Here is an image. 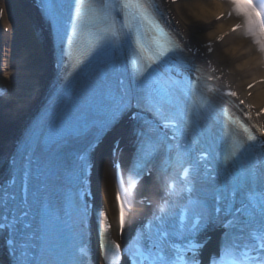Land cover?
<instances>
[{
    "label": "bare ground",
    "instance_id": "1",
    "mask_svg": "<svg viewBox=\"0 0 264 264\" xmlns=\"http://www.w3.org/2000/svg\"><path fill=\"white\" fill-rule=\"evenodd\" d=\"M238 1L239 0H185L176 2L173 6L175 14L181 21L182 27L185 28L182 35L192 37L195 40L205 41L217 32L231 26L237 19H247L251 17L249 8ZM230 2H238L231 16L228 18L221 17L215 19L214 17L223 9H226ZM16 3H22V1L0 0V5L4 6V14L1 23L3 25H9L10 28L14 29V33L13 30L8 33L4 31L1 33L0 75L3 81L11 84L9 91H17L14 86L16 83L20 84L21 82L11 76L12 63L9 51L12 48L9 49V46L14 44L15 47L17 46L18 52L16 51L13 53L23 55L21 46L18 44L21 41L26 49L32 50L29 56H35L34 60L40 64V70L38 71L36 81L32 85L33 87L30 89V97L26 98L25 101L15 100L13 103L15 98L8 96L3 103L4 105L0 107V112L5 113V115H0V125L2 124L3 128V132L0 131V156L6 151L7 144L14 136L15 132H17L24 122L28 120L30 115L36 111V106L40 102L43 92L48 85V79L53 73L50 63L52 49H50L48 41L45 38L41 42H37L35 38L30 37L25 39L23 30L20 31V34H18L17 31L15 33V29L18 30L19 26L25 24L24 16L18 14L16 17L17 20H15L14 26H12L13 22L10 18V11ZM23 7L30 9V7L27 6ZM26 15L28 17V13H26ZM30 22L29 20V24ZM263 55L264 37L259 36L257 32L248 33L247 30L235 31L225 36L213 52V56L216 59H219L224 66H228L229 69L234 72L235 77L238 76L237 78L240 84H245L260 77H264V67H261V64L264 63ZM252 89H254L252 94L254 102L256 104H262L264 102V82L256 83ZM2 165L3 162L0 160V170ZM101 172L107 174L105 178L100 176ZM108 177L109 169L101 162L98 156L94 174V189L98 194L106 197V199L110 197ZM143 189L146 192H150L146 187ZM131 208L133 211L134 209H142V207L136 205L131 206ZM209 249H211V246Z\"/></svg>",
    "mask_w": 264,
    "mask_h": 264
},
{
    "label": "rangeland",
    "instance_id": "2",
    "mask_svg": "<svg viewBox=\"0 0 264 264\" xmlns=\"http://www.w3.org/2000/svg\"><path fill=\"white\" fill-rule=\"evenodd\" d=\"M5 32L7 33L8 30ZM17 33L20 34V30H19V32L17 31ZM23 33L25 34V35L24 34L23 35L25 36V39H26L27 33H25V30H23ZM22 44L23 43L21 41V48H22L23 55L15 53L16 56H18L17 59H13V56H14L13 49H14L15 45L9 46V49L12 48L9 51V55H10L11 63H12V65H11V71H12L11 76L13 78H15L16 80H19L21 82L20 84L16 83L14 86L17 91H11V93L9 95V96H12L13 98H15L13 100V103L15 102V100H19V101L24 100L25 101L26 98L30 97V89L33 87L32 85L36 81V78L38 76V71L40 70L39 69L40 64L37 63L36 61H32V62L30 61V58H29L30 56L25 52L24 45H22ZM26 62H27V64H26ZM1 114L5 115V113L0 112V115ZM2 129L3 128H2V124H1L0 125V131L1 132H3ZM11 140H12V138H11Z\"/></svg>",
    "mask_w": 264,
    "mask_h": 264
}]
</instances>
